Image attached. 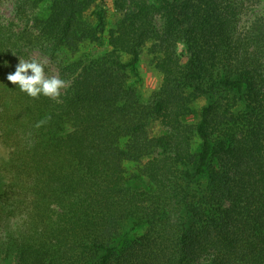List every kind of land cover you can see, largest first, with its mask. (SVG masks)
I'll use <instances>...</instances> for the list:
<instances>
[{
    "label": "trees",
    "instance_id": "obj_1",
    "mask_svg": "<svg viewBox=\"0 0 264 264\" xmlns=\"http://www.w3.org/2000/svg\"><path fill=\"white\" fill-rule=\"evenodd\" d=\"M44 1L0 14V264H264V0Z\"/></svg>",
    "mask_w": 264,
    "mask_h": 264
},
{
    "label": "rangeland",
    "instance_id": "obj_2",
    "mask_svg": "<svg viewBox=\"0 0 264 264\" xmlns=\"http://www.w3.org/2000/svg\"><path fill=\"white\" fill-rule=\"evenodd\" d=\"M14 0H0V14L2 17L6 19H11L14 15ZM113 1L109 0L110 9H109V25H111L115 20L116 11L113 7ZM46 4V0L44 1ZM246 20V18H244ZM34 56V54H32ZM39 57V54L36 55V57ZM40 61L45 65L46 68H44V75H49L52 67L49 62V59L44 56L39 57ZM134 85L140 90L141 94L145 99H148L151 97L153 92L158 88L160 82H161V75L160 72L156 69L152 59L151 55L147 54L146 52L143 53L139 68V75L134 76ZM201 104V103H200ZM200 104H197V107H199ZM7 155H8V147L4 145L0 138V173H4L5 165L7 164ZM145 184V183H142Z\"/></svg>",
    "mask_w": 264,
    "mask_h": 264
},
{
    "label": "clouds",
    "instance_id": "obj_3",
    "mask_svg": "<svg viewBox=\"0 0 264 264\" xmlns=\"http://www.w3.org/2000/svg\"><path fill=\"white\" fill-rule=\"evenodd\" d=\"M6 79L33 98L38 95L56 98L65 85V81L56 76L46 77L44 64L34 59L30 61L18 59L14 71L7 73Z\"/></svg>",
    "mask_w": 264,
    "mask_h": 264
}]
</instances>
